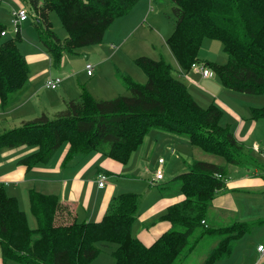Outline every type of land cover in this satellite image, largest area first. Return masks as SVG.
Segmentation results:
<instances>
[{
  "label": "trees",
  "instance_id": "trees-1",
  "mask_svg": "<svg viewBox=\"0 0 264 264\" xmlns=\"http://www.w3.org/2000/svg\"><path fill=\"white\" fill-rule=\"evenodd\" d=\"M25 1L36 13L33 25L38 40L51 63L57 65L63 52L99 43L109 24L129 12L137 0ZM172 2L176 21L166 43L180 68L177 73L187 72L191 63L198 61L201 40L207 36L218 39L227 55L223 63L202 61L221 84L246 94H264V0ZM50 11L57 14L66 31L62 39L51 29ZM2 29L4 25L0 23ZM5 35L0 34L2 108L24 85L29 73L28 62L17 48L19 35ZM134 62L144 72L145 80L139 82L123 75L129 94L97 99L82 90L53 116L42 112L0 133V149L33 146L17 160L26 168L48 161L64 142L69 144L66 158L99 150L125 163L150 130L161 129L186 137L192 145L222 156L230 164H242L244 145L229 125L221 123L223 111L218 104L200 106L163 58L140 55ZM250 117L264 118V104L251 107ZM247 155L254 161L251 154ZM177 177L184 198L158 215L159 220H167L171 226L149 245L131 232L138 210L139 196L135 192L113 195L98 221H75L71 216L58 218L60 212L71 215L68 203L61 202L55 194L31 188L29 208L37 223L31 227L17 198L9 195L0 182L2 263L11 259L25 264H89L101 245L113 243V264H180L199 237L207 233L221 237L203 262L214 264L229 255L232 242L250 228L246 221L218 227L206 225L209 203L225 184L224 167L195 159ZM197 228L201 231L194 236Z\"/></svg>",
  "mask_w": 264,
  "mask_h": 264
},
{
  "label": "rangeland",
  "instance_id": "rangeland-1",
  "mask_svg": "<svg viewBox=\"0 0 264 264\" xmlns=\"http://www.w3.org/2000/svg\"><path fill=\"white\" fill-rule=\"evenodd\" d=\"M20 5L26 7L29 15L27 20L20 24L19 31L15 33V35L18 34L20 37V40L17 42V48L28 62L29 77L24 85L12 96L13 98H10V104H14L22 98L21 93L24 91L29 81L35 88L32 102L35 108H37V111L39 110L38 107L42 105H49L48 107L56 106V103L59 102L58 94L61 85L64 84L63 87L74 89V84L78 82V78L81 79L86 75L84 62L91 57L99 55V60L95 61L94 74H96L99 69L101 73V77L98 79L99 84L106 88H111L112 92L115 91V93H111V95L109 93L107 98H112L120 94H129L126 87L123 89L121 88V91L117 88L118 85L122 87V84H124L122 79L123 75L133 79L137 72L138 75L142 77L140 78L142 81L140 80L139 82L145 80L144 72L134 62L135 57L144 55L152 58L161 57L168 62L172 67V74L182 81L184 80L190 94L202 107L207 106L211 102L217 104L218 100H222L226 104L234 106L243 118H247V115L251 116V107L264 104V94H246L226 88L221 84L219 77L213 72L211 76L206 78L201 74V71L190 67L187 72H182L180 76L177 74L180 68L165 41L167 34L171 32L176 21L172 0H137L129 12L125 14V17L122 16L117 20L115 19L109 24L110 26L107 27L108 29L106 28L107 30H105L106 32H104L102 40L95 44L100 46H98V49L93 50L92 47H94V45H85L76 48L74 52L65 51L62 53L61 61L57 65H53L50 58L46 56L38 59L32 58V56L46 53V51L39 42L37 31L33 25L36 13L29 8L25 0H1L0 23L4 25L7 31L6 35L3 37L14 35L9 20V13L11 9H15ZM48 16L52 24L51 29L60 39L64 38L66 31L61 26L57 14L54 11H50ZM124 35H127V40L122 45L120 40L124 39ZM109 43H114L115 50L118 49L115 55L111 54L112 51L108 46ZM116 45H119V48H117L118 46ZM197 57L199 61H213L216 63H223L227 59V55L222 49L221 42L218 39L207 36L203 37L201 40ZM43 69H46L45 73H41ZM50 75L62 77V81L54 89L44 86L46 77ZM63 76H67L65 80H63ZM135 81H137V79ZM94 88L97 91L101 90L99 87ZM222 111L223 116L221 118V123L224 125L232 124L234 126V120L228 116V113H224L223 109ZM258 122V128L253 131L255 138L250 135L244 141L246 146H244L243 149L244 155L241 160L242 164L240 166H234L228 162L225 163L227 175L231 177V179L236 180L241 176H249L252 177V179H259V183L247 190H222L213 197L214 200L211 211L206 212L207 227L227 226L236 221H246L250 230L239 239L232 242L229 255L221 257L214 264H264V253L257 250L258 244L264 246V157L261 152L264 150V118H259ZM13 124L14 123L8 120L3 129L0 123V133L9 129ZM156 131L162 130H153L151 132ZM253 140L258 141L257 149L254 148V146L257 145L252 144ZM24 147L28 149L33 148V146L30 145H25ZM160 152V154L163 155L164 161L166 159V163H168V170L164 167V178L153 182L150 186L151 195L149 196L151 198L153 197L152 194L156 196L158 192L172 194L180 192V179L175 174L182 170V167L176 166L178 161L175 158L176 154L175 152L172 153L169 147H167L164 152H162V150ZM247 153L252 155L254 161L251 160L252 158H250ZM190 155L201 160L224 159L222 156L205 152L197 146H193V150L189 152V156ZM157 157L158 153H155L153 156V161L156 162L155 168L158 165ZM146 173V175H148V173L150 174V169H148ZM4 188L6 189V186H4ZM131 188L139 189L140 187ZM141 197L145 199L146 196L141 193ZM20 202V204H22V201ZM25 214L28 225L35 227L37 224L36 219L30 212L29 207H25ZM78 221H82V219L78 218ZM197 229V233L194 236L198 235L199 231H201V228ZM220 238L221 237L217 234H202L180 264H203L209 251L217 244ZM189 240L192 242L193 237H190ZM97 244H99V242ZM113 246H115L113 243L101 245L100 252L89 264H113ZM2 262L3 261L0 260V264ZM7 264L25 263L9 259L7 260Z\"/></svg>",
  "mask_w": 264,
  "mask_h": 264
},
{
  "label": "crops",
  "instance_id": "crops-1",
  "mask_svg": "<svg viewBox=\"0 0 264 264\" xmlns=\"http://www.w3.org/2000/svg\"><path fill=\"white\" fill-rule=\"evenodd\" d=\"M122 16L125 17V14ZM122 16L115 19L117 20ZM169 34H167V36ZM123 37L124 39L120 40L122 45L126 42L127 35ZM93 45V50L100 47L99 45ZM114 45V43H109L108 45L112 51V55H115L118 50H115ZM116 46L119 48V45ZM43 56L48 58L46 53L34 55L32 58L38 59ZM99 56L91 57L84 62V68L86 63L92 64V72L87 74L85 68L86 75L81 79L78 78V82L74 84V89L63 87L64 84L61 85L58 94L59 102L56 103L54 107L42 105L38 107L39 110L37 111V108H35L32 102L35 88L34 85L28 81L26 88L21 93L22 98L19 101L14 104L8 103L4 108L0 106V123L2 124V128L4 129L5 123L8 122V120L14 123L10 126V128H12L13 126L19 125L24 120L37 117L42 112L51 117L64 108V103L67 100L77 98L82 90L88 91L97 99L107 98L109 93L110 95L111 93H115L114 90V92L111 91V88H106L99 84L98 79L101 77L99 69L97 70L98 72L94 74L95 61L99 60ZM45 72L46 69L41 71V73ZM178 75L180 76L181 74ZM66 77L67 76H63V80H65ZM140 78H142L141 75L139 76L136 72L133 79L140 81ZM94 87H99L101 92L97 91ZM124 87L125 85L122 84V87L118 85L117 88L121 91V88L123 89ZM217 104L224 110V113H228V116L234 120V126L232 124L228 125L238 141L246 146L244 141L250 135L254 137L253 131L257 129L259 125L258 119L251 118L249 115H247V118H243L234 106L228 105L222 100H218ZM153 130L161 129L150 130L137 148L132 151L129 159L125 163L117 161L99 150L85 154H76L66 158L69 144L64 142L53 152L48 161L26 168L24 164H20L17 160L21 156L29 153L33 148L28 149L24 146L2 148L0 149V182L6 186V192L9 195H14L17 198L18 204L19 206L21 205L20 208L24 212L25 207H29L28 191L32 188L42 193L55 194L61 202L68 203L71 208V215H69V213L60 212L58 218L67 219L71 216L75 221H78V218L84 221H98L106 212L109 201L113 195L122 192H135L138 194L139 200L137 217L132 223L131 232L143 244L149 245L171 226L169 221L159 220L157 218L158 215L162 213L167 206L184 198L181 191L174 194L158 192L156 196L152 194V198L149 196L151 195L150 186L152 185L150 180L152 179L153 169L156 165V162L153 161L154 154L158 153V157H162L163 155L160 154V151L162 150V152H164L167 147L171 149L172 153L175 152V158L178 160L176 166L182 167V170L175 175L188 169L191 162L197 159L192 155L189 156V152L193 150L194 145H192L186 137L178 136L164 130L151 132ZM252 144H256L258 147L257 140H253ZM205 161L213 162L224 167L225 184L222 189L216 191L214 196L222 190H247L259 183V179H252V177L249 176H241L236 180L228 177L225 159ZM167 165L168 163H166L165 159L163 169L165 167L166 170H168ZM148 169H150V174L148 173V175H146ZM99 172H103L107 176L106 182H104L101 187L97 185V174ZM141 193L146 196L145 199H142ZM213 200L212 198L207 212L211 211ZM20 201H22V204H20ZM205 219L207 222V214ZM0 260H2V258H0Z\"/></svg>",
  "mask_w": 264,
  "mask_h": 264
},
{
  "label": "built area",
  "instance_id": "built-area-1",
  "mask_svg": "<svg viewBox=\"0 0 264 264\" xmlns=\"http://www.w3.org/2000/svg\"><path fill=\"white\" fill-rule=\"evenodd\" d=\"M150 2V1H148ZM10 23L12 26V32L17 33L19 31V26L23 21H26L28 18V11L26 9V7L20 5L15 9H11L10 10ZM7 33V31L4 29H2L0 31L1 35H5ZM92 64L91 63H86L85 64V68H86V73L90 74L92 72ZM192 68L201 71V74L204 77H208L211 76L212 72L211 70L203 64L202 61H194L191 63ZM62 78L60 76H48L46 77L45 81H44V86L46 88H51L54 89L57 87V85L61 82ZM255 149H257V146H254ZM262 155L264 157V151H261ZM164 162V158L163 157H158L157 159V167L154 169L153 171V176L152 179L150 180V183L156 182L157 180H160L163 178V166L162 163ZM106 174L103 172H99L97 174V185L98 186H102L104 184V182H106ZM202 223H205L204 220H201ZM257 250L261 251L262 253H264V246L262 244H259L257 246Z\"/></svg>",
  "mask_w": 264,
  "mask_h": 264
}]
</instances>
